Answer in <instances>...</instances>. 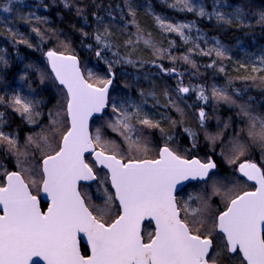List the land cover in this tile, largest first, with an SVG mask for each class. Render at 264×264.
<instances>
[{"label":"snow or ice","instance_id":"obj_1","mask_svg":"<svg viewBox=\"0 0 264 264\" xmlns=\"http://www.w3.org/2000/svg\"><path fill=\"white\" fill-rule=\"evenodd\" d=\"M61 2L65 8L73 7L72 0ZM15 6L13 0H6L0 7L3 12L10 13ZM168 6L180 11L195 12L199 17L215 19L221 27L236 28L251 27L245 21L253 17L254 7L251 0H212L210 12L203 3H192V0H173ZM138 7L132 0H123V7L117 5L115 10L110 8L106 16H102L99 12L103 5H95L97 11H93L91 15L98 27L91 34L83 28H80L79 32L85 38L91 35L96 42V58L104 59L106 50L117 47L112 39L114 26L111 21L116 19L113 11H119V19L124 22L121 31H127L129 25L135 28V32L129 33V38L123 42L126 48L134 51L143 43L145 47L152 48L156 56H163L167 50L158 48L151 34H146L138 25ZM125 10L129 19H125ZM84 12V8H76L77 16L83 15ZM153 15L157 26L163 32H175L185 42L191 39L184 30L195 27L194 23L173 24L159 15ZM106 20L109 22L106 23ZM256 22L264 25V11L258 13ZM32 31L43 39L39 28H33ZM199 38L202 39L203 36ZM19 42L29 48L33 47L26 39ZM173 45L174 42H169V47ZM86 47L91 49L92 45ZM196 47L199 48V45ZM200 52L206 56L214 53L222 60L227 57L229 49L217 39L213 47L206 51L201 49ZM44 55L55 81L66 90V107L64 101L58 100L54 108L60 107L62 111L49 109L48 126L42 128L40 133L27 137L26 142L34 144L36 150L41 153L39 164H29L27 151H16L19 171L4 173L5 183L0 185V264H209V257L212 264H220L221 260L230 264L237 253L241 264H264V168L248 160L239 163L236 171L248 181H255L256 186L254 191L238 194V182L228 187L230 182H226V178L215 175L218 163L212 156L202 160L186 159L177 154L168 144L173 137L165 133L159 121H154L143 111L141 103L127 95L122 98L110 95V88L115 80V65L143 68L145 63H149L138 58L131 59V52L121 57L118 50L113 51V59H104L108 73L106 78L91 70L85 77L75 55L65 56L53 49H49ZM168 59H180L196 67L188 54H182L180 57L169 55ZM257 59L260 66L253 64L254 73L264 71V55L258 56ZM150 63L162 73L182 75L177 73L175 67L165 68L158 65L155 59ZM0 65H8V60L3 55H0ZM215 65L216 61H213L207 67ZM33 67L31 64L26 66ZM241 67L246 65L242 64ZM37 71L41 84L50 78L46 73ZM219 71L224 72L225 69L220 67ZM19 79L24 80L25 76L22 74ZM242 79L255 81L257 77L245 76ZM260 79L264 81V77ZM89 80L94 83H89ZM97 84L100 86L97 87ZM125 87L129 85L126 84ZM192 90L195 89L178 82V93H188ZM233 91L236 95L240 94L239 90ZM140 94L143 96L144 92L141 91ZM163 94L169 98L170 105L182 112L167 89ZM211 96L217 102L236 106L237 115L245 123L229 141L226 149L227 162L236 164L239 158L245 155L247 146L240 139L245 132L251 141L260 144L261 151L264 152V114H255L250 103L238 104L227 86L213 85ZM197 99H209L203 87H199ZM5 101V96L0 95V104ZM7 103L27 123L37 124L41 116L37 106L43 103V99H36L35 90L29 95L16 90L7 98ZM109 103L113 118L105 122L106 126L124 137L129 149L134 148L137 152L136 158L125 159L120 155L119 146L115 142L104 139V125L96 127L94 133L89 132V118L94 114L103 113ZM3 115L0 113V118ZM64 115L67 118V131H63L66 126L65 120L62 119ZM198 116L203 127L208 119L207 113L201 108ZM2 123L3 120L0 119V124ZM177 123L171 121L172 127ZM229 126L228 122L224 123V128ZM144 128L159 129L162 136L166 137L165 145L159 149L155 159L139 158L140 146L144 145V150H147V141L143 136ZM183 131L193 140L192 147L195 148L197 133L189 128H184ZM58 135H61V139L56 144ZM223 135V130L212 134L205 129V140L211 145L221 141ZM5 144L9 151L18 148L16 137L0 129V145ZM96 147L102 150L96 151ZM49 152L54 154H48ZM86 152L94 155L97 165L107 169L106 176L99 177L86 162ZM221 155H225L224 150ZM22 156L25 159H20ZM30 176L40 178L31 180V186L39 183V191L47 195L49 203L46 211L40 210L37 196L31 193L29 184L25 183V179ZM97 180L103 189V204H86V198L90 202L91 197L86 192L81 193L78 182ZM188 180L204 184L211 181L213 195L223 198L226 210L213 218L209 198L200 192H190L187 199L178 201L177 186ZM106 181L110 182L111 188L114 189V196L105 186ZM114 201L119 202L120 214L111 223H106L105 217L112 214ZM193 203L197 206L193 207ZM146 216L155 220L156 224L155 233L150 234L147 242L140 230V221ZM77 233L87 236L91 255H81L77 245ZM216 234H222V248L216 255H212Z\"/></svg>","mask_w":264,"mask_h":264},{"label":"trees","instance_id":"obj_2","mask_svg":"<svg viewBox=\"0 0 264 264\" xmlns=\"http://www.w3.org/2000/svg\"><path fill=\"white\" fill-rule=\"evenodd\" d=\"M6 0H0V6L2 2ZM134 0H132L133 2ZM206 7L209 9L211 7L212 0H203ZM171 2H156L152 0L151 6L155 12L161 13L162 15H168L173 19H184L189 20L195 25L198 26L201 32L209 35L214 39L221 41L225 47L229 50H234L236 48V43L242 41L248 47H251L252 42L257 44L262 43L264 46V25L258 24L256 21L258 19V13L264 11V0H258V2H253L254 6L252 9L253 17L249 21H245L246 24H250L251 27L236 28V27H221L217 25L215 19H208L207 17H199L195 12L180 11L178 8H172L168 5ZM73 7L71 9L65 8L61 0H28L24 6H15L9 14L5 15L0 12L3 18H0V55H3L8 60V65H1L0 68V95L5 96V103L0 104L4 106V109L1 110L4 114L6 125L8 129L13 130L17 135L16 138L19 143V139H24L25 135L31 134L30 130L38 131L33 125L27 123L22 117L17 114L15 111L10 108V105L7 103V98L11 97V91L8 89V86L11 85L14 77L17 75L18 71L21 70L20 75L25 76V83L32 89H35L38 92H42L44 88L40 84V72L45 71L49 74V70L45 62V52L49 49H53L57 52H62L66 54H74L78 57L80 68L82 73L87 77V73L91 70L98 76L107 77V65L104 63V59L111 60L113 59L112 52L119 51L120 56L123 57L129 52H131V59H139L140 61H146L143 68L132 67L131 65L118 64L113 68L115 73V80L112 88H110V95L113 96L114 90H116V85L122 89L121 94L124 95H134L139 96L137 93L144 92V100L146 103L151 104L155 111H159L162 114L159 116L158 121L162 128L165 129V132L172 134L173 140L169 141L168 144H176L182 155L185 157L197 156L199 159H205L206 156H212L214 160L218 163V168L215 170V175L219 177H231V172L229 171V165H227L226 156L228 155L226 149L229 146V141L233 138L236 131H239L245 126V123L242 122L241 118L237 115L238 108L229 106L224 102H217L212 99L211 88L213 85L217 87L227 86L228 91L233 97L239 99V103H250L251 107L254 109V113L257 115L264 114V87L263 90L259 88L261 86L262 80L261 77H264V71L253 72L249 69H231L228 66L229 63V54L224 59H219L213 53L210 56L202 55L200 50H207L211 48L210 46H204L202 40L192 41L188 40L185 42L181 37L175 33H166L161 29H158L153 24V18L151 15L146 12V10L137 8L136 21L138 25L145 31L146 34L150 33L151 38L158 48L166 49L163 53V56H156L152 48H147L140 43L135 50H130L124 46V40L129 38V33L135 32V28L132 25H129L127 31H121L124 28V22L119 19V11H113V15L116 17L115 20L111 21L113 27L114 35L112 37L114 43L117 45L116 48L112 50H106L104 52V59H98L95 56L96 51V42L91 38V35L87 38L82 37L79 29L83 28L84 31L88 33H93L98 27L91 13L97 11L95 8L96 4H102L103 8L100 10L99 14L106 16L107 11L111 8L112 10L116 9L117 5L123 7V0H72ZM45 5L47 7H45ZM82 7L85 9V12L81 16L76 15V8ZM36 17L45 18L42 20H37ZM86 18V19H85ZM125 10V19H129ZM6 19V21H2ZM87 20V23H86ZM109 22L106 20V23ZM33 28H39L43 39L41 36H38ZM135 39V37H132ZM22 39H26L33 47L29 48L26 44L20 43ZM169 42H174L172 47H169ZM92 45V48L89 49L86 45ZM199 45V48L196 46ZM193 49V51H189ZM182 54H188L191 60L195 63L196 67H192L191 64L184 62L183 60L177 59L172 61L168 59V56L180 57ZM156 60L158 65H163L165 68L175 67L178 74L168 75L162 73L158 70L155 65H152L150 62ZM213 61H216L215 67H207L209 64H212ZM34 65L33 68H26L27 65ZM223 67L224 72H220L219 68ZM136 74V75H135ZM245 76H255L257 79L255 81L244 80L242 77ZM147 77V78H146ZM259 80V81H258ZM32 81V83L30 82ZM90 83L94 81L89 80ZM178 82H182L183 86H188L195 90L188 92V95H185L182 100L181 93H178ZM231 82V83H229ZM53 83L56 86V82L53 80ZM129 87H125V85ZM260 84V85H259ZM6 85V86H5ZM5 86V87H4ZM11 87V86H10ZM61 89L64 93V90L61 87L56 86ZM203 87L205 89V95L209 97L206 101L197 99L196 89ZM165 89H167L171 96L177 95V105L182 110L178 114L175 113V107L169 104L167 97L163 94ZM233 90H239V95ZM261 91V92H260ZM149 93H154V95H149ZM43 96L46 94L42 93ZM116 94V93H115ZM65 100V99H64ZM58 100L51 99L52 105H56ZM66 101V100H65ZM165 105H168L165 107ZM202 105L203 109L208 114V118H215L216 121L214 125H211L212 121L201 126L199 120L196 118L195 111L198 109V106ZM43 106H46L43 105ZM65 106V102H64ZM213 106V108L211 107ZM174 109V110H173ZM55 111L57 108L54 109ZM111 110V106H107L104 113L101 116H95L94 118H100L105 113ZM62 111V109H60ZM41 116V119L38 118L39 122H46L49 124V120H46ZM62 119L65 120L66 126L63 129H67V118L66 115L62 116ZM171 121H177L175 127H172ZM228 122L229 127L224 128V123ZM38 124V123H37ZM193 127L197 132V139L195 148L192 147L193 140L188 136L187 133L183 131L184 128ZM205 129L215 134L220 130L224 131V135L221 137V141H217L215 145H211L207 140H205ZM230 132L229 135L225 132ZM62 135V134H61ZM61 135L56 137V144L59 143ZM149 137L154 141H158L157 136H152L151 133L148 134ZM147 135H144V138H148ZM241 142L248 147V152L251 157L254 156V159L258 161L259 164L264 168V152L261 151V146L258 142H252L247 140V133H242ZM24 142V141H23ZM126 148L128 146L127 142H124ZM157 143V142H156ZM152 144V142H151ZM28 143L24 142L22 145L23 148H27ZM1 147V146H0ZM5 148L6 151H2L1 148ZM0 148V178L3 177L2 168L5 170H18L17 167V157L15 155L18 149L12 151L8 150V146L5 144ZM140 148L144 150V145H141ZM152 147L147 144V150H144V153L140 156H148ZM36 150V148H35ZM222 150L225 151V155H221ZM12 156L14 162H11L7 157L8 154ZM14 154V155H13ZM34 157L37 158V162H40L41 153L39 151L33 152ZM253 154V155H252ZM125 159L132 157H137L134 151H130L128 154H120ZM87 160L91 162L92 167L94 166L93 162L90 160L89 156H86ZM234 158V157H233ZM20 159H23L20 157ZM31 161V159H30ZM16 162V163H15ZM32 165V164H31ZM28 165H26L27 167ZM94 168V167H93ZM102 172L103 176H106V173L102 169L97 170L96 172ZM100 177V174H98ZM35 176H30L28 179L34 178ZM26 178L25 180L28 181ZM39 180V179H38ZM29 182V181H28ZM200 182V181H199ZM107 185L108 182L106 181ZM2 184V179L0 185ZM109 186V185H108ZM109 191L112 194L110 187ZM215 201V198H212V202ZM113 212L111 215L107 216L105 222H110L117 214L118 207L116 202H113ZM226 207L219 206L218 212L223 210ZM150 231L147 229L144 232V235L148 234ZM217 239L214 240V252L217 253V247L222 246V235L216 234ZM221 239V243H220Z\"/></svg>","mask_w":264,"mask_h":264},{"label":"rangeland","instance_id":"obj_3","mask_svg":"<svg viewBox=\"0 0 264 264\" xmlns=\"http://www.w3.org/2000/svg\"><path fill=\"white\" fill-rule=\"evenodd\" d=\"M154 1H156V2H162V3H164V2H171V1H173V0H154ZM6 2V1H5ZM5 2H2V4L3 3H5ZM28 2V0H13V4H15L16 6H24V3L26 4ZM253 2H258V0H251V3H253ZM133 4H135V5H139V7H138V9L140 8V9H142V10H146V12H148V14L149 15H151V17L153 18V24L155 23V25H156V27L158 28V29H160L158 26H157V24H156V22H155V19H154V15H153V13L155 14V15H159V16H161L162 18H164V19H166V21H168V22H170V23H173V24H175V23H192L191 21H189V20H184V19H173V18H171L170 16H168V15H162L161 13H158V12H155L154 10H153V8H152V6H151V3H152V0H134L133 2H132ZM192 3H203L204 5H205V3H204V1L203 0H192ZM205 7H206V5H205ZM150 9V10H149ZM206 10L207 11H211V7L208 9L207 7H206ZM0 12H2L4 15H5V17H6V15L7 14H9V13H5V12H3V10H2V7H0ZM4 16H1V14H0V18H3ZM2 21H6V19H4V20H2ZM246 21H249V20H246ZM185 31V34L187 35V36H189V37H191V39H189V40H192V41H198V40H202L203 41V44H204V46H210V47H213L214 46V44H215V41L217 40V39H214V38H209V37H207V35H205V33H203V32H201L200 31V29H198L196 26L195 27H193V28H191V29H185L184 30ZM201 35L203 36V38L201 39V38H199V37H201ZM0 53H1V51H0ZM228 54L230 55L229 56V63H228V66L231 68V69H237V68H242V69H249V70H251L252 71V66H253V64H256L257 66H260V62H259V60L257 59V57L258 56H260V55H264V46L262 45V43H260V44H257L255 41L254 42H252L251 43V47H248L246 44H244L242 41H238L237 43H236V48L234 49V50H229V52H228ZM45 62H46V59H45ZM246 65V67H241V65ZM46 66H47V63H46ZM0 68H1V65H0ZM48 68V67H47ZM49 70V69H48ZM44 73H46L45 71H43ZM21 74V70L20 71H18V73H17V75L14 77V79H13V81H12V83H11V87L10 86H8V89L11 91L10 93V95L12 96L13 94H14V92L16 91V90H19V91H21L22 92V94H24V95H29V93L31 92V91H33V90H35V89H32L31 87H30V84L28 85L27 83H25V81L24 80H20L19 79V77L21 76L20 75ZM47 75H48V73H46ZM49 74L50 75H48L50 78L49 79H47V80H45V82L43 83V84H41V81H40V84L41 85H43V89H42V92H38L37 93V91L35 90V94H36V99H43V103L42 104H40V105H38L37 106V110L38 111H40L41 112V116L43 117V114L45 115L44 117L46 118V120H50V117H49V115H48V112H49V109H55L54 108V106H51L52 105V102H51V99H56V100H62V101H64L65 102V106H66V93H65V91H64V93H63V91L61 90V89H59V88H57L56 86H58V87H61V86H59L57 83H56V86L54 87V83H53V77H52V75H51V73H50V71H49ZM136 75V74H135ZM55 81V80H54ZM253 80H251V82H252ZM259 81V80H258ZM31 83H32V81H30ZM56 82V81H55ZM89 82V81H88ZM0 83H2V79H0ZM97 85H99V84H97ZM260 85V84H259ZM6 86V85H5ZM4 86V87H5ZM261 87H264V81H262L261 82V86L259 87L260 89H261V91L263 90V88H261ZM62 88V87H61ZM63 89V88H62ZM122 89L123 88H119L117 85H116V90H114V95L113 96H115V97H118V98H122L123 96H125L123 93L121 94V92H122ZM198 91H199V88L198 89H196V98H197V94H198ZM260 91V92H261ZM42 93H44V94H46V96H47V98L45 97V96H43V94ZM116 93V94H115ZM137 94H139V96L141 95L140 93H137ZM181 95V99H179L180 101L182 100V98L185 96V95H188L187 93H183V94H180ZM263 96H264V94H262ZM128 96V95H127ZM133 100H135L137 103H141L142 104V107H143V111L145 112V113H147L148 114V116L151 118V119H153L154 121H158V119H159V116L162 114L161 112H159V111H155V109L153 108V107H151L152 105L151 104H148V103H146L145 102V100H144V96H140V97H136V96H134V95H131L130 96ZM172 97V99H174L175 100V102L177 103L178 101H177V98H178V96L177 95H175L174 94V96H171ZM177 97V98H176ZM65 99V100H64ZM234 99H236L237 100V102H239V99L235 96L234 97ZM263 99H264V97H263ZM167 100L169 101V98L167 97ZM208 102V101H207ZM205 103H206V101H205ZM46 104V106H43V105H45ZM108 106H111V103H109V105ZM202 105H200V106H198V109L195 111V115H196V118H197V120H199V116H198V114H199V110L201 109V108H203V107H201ZM230 106V105H229ZM232 107H235L236 108V106H234V105H231ZM212 108H213V106H211ZM10 108H12L11 106H10ZM57 108V110H59L60 111V107H56ZM107 108V107H106ZM4 109V106H0V113H2V111L1 110H3ZM12 110L14 111V109L12 108ZM174 110V109H173ZM55 111V110H54ZM175 111V113H179L177 110H174ZM205 111V110H204ZM206 112V111H205ZM104 113V112H103ZM102 115V114H101ZM100 115V116H101ZM41 116L39 117L40 119H41ZM207 116H208V114H207ZM111 118H113V114H112V111L110 110L109 112H107V113H105L102 117H100V118H92V120H91V122H90V131H91V133H94V131H95V128L96 127H98V126H101V125H104V139L105 140H107V141H113V142H115V144H117L118 146H119V150H120V154H128V153H130V151H134L135 152V155L137 156L138 154H137V152L134 150V148L133 149H129L128 147L126 148V146L124 145L125 143L124 142H126L125 140H124V137L123 136H121L118 132H113L111 129H109V128H107V126H106V121L107 120H109V119H111ZM0 119H2L3 120V123L2 124H0V129H2L5 133H11V134H13L15 137H16V133L13 131V130H11V129H8V127H7V125H6V121H5V118H4V116L2 117V118H0ZM215 118H212V117H209L207 120H206V122H205V124L206 123H208L210 120L212 121V123H211V125H214L215 124V120H214ZM200 122V121H199ZM38 124H31V125H33L38 131H41V129L42 128H45V127H47L48 126V124L46 123V122H43V123H41V122H39V120H38V122H37ZM187 128H189V129H191L193 132H196L195 131V129L193 128V127H187ZM29 133H31V134H28V135H25L24 136V139L25 140H23V139H19V143L17 144L18 145V151L19 152H24V151H27L28 153H29V155H28V157H27V160L29 161V164H32L33 166H35V165H37V164H39L38 162H37V158H35L34 157V154H33V152H35L36 150H35V145L34 144H28L27 145V148L25 149V148H23L22 147V145L24 144V142H26L27 141V137L29 136V135H35L37 132H36V130H30V132ZM149 133H151V135L154 137V136H157L156 138L158 139V141H154V138H153V140L151 139V137H149L148 136V134ZM166 133V132H165ZM197 133V132H196ZM229 133L230 132H228V131H226L225 132V134H228L229 135ZM167 135H170V136H173L172 134H168V133H166ZM144 135H147L148 136V138H147V144L150 146V147H152V149H151V151L149 152V154H148V156H140V154H142V153H144V150L141 148V151H140V153H139V158L141 159V158H144V157H156L157 156V153H158V150H159V148H160V146L161 145H165V142H166V137L165 136H162V134H161V132L159 131V129H155V128H144L143 129V136ZM247 138H248V136H247ZM16 140H17V138H16ZM60 140V139H59ZM247 140H250L249 138L247 139ZM24 141V142H23ZM17 142H18V140H17ZM151 142H152V144H151ZM252 142L253 141H251V144H252ZM27 143V142H26ZM256 143V142H255ZM1 147H3V145H0ZM169 146L171 147V148H173V149H175L176 151H177V153L179 154V155H181V156H183V157H185L184 155H182L181 153H182V151H180L179 150V148L177 147V145L176 144H172V145H170L169 144ZM0 147V148H1ZM97 149H99V150H102L101 148H99V147H96ZM1 150L2 151H6V149L3 147V148H1ZM50 153H52V152H49L48 154H50ZM7 154H8V152H7ZM249 154H251V152H248V147H246V150H245V155L244 156H241L240 158H239V160L237 161V163L236 164H229V163H226L227 165H229V171L231 172V174H230V176L231 177H226V182H230V183H228V187H232V184L233 183H236V182H238V193L239 192H241L242 191V189H244V188H246V185H247V183H248V181H246V180H244L243 179V177H242V175L239 173V172H237L236 171V169L238 168V166H239V163H241V162H243L244 160H248V161H252V162H255V163H258V161H256V159H254V156L253 157H251ZM14 155V154H13ZM253 155V154H252ZM8 158H9V160H11V162H14V159L12 158V156H10L9 154H8V156H7ZM119 157V156H118ZM207 157V156H206ZM205 157V158H206ZM22 158L23 159H25V157H23L22 156ZM120 158V157H119ZM136 158V157H135ZM30 159H31V161H30ZM40 160H41V157H40ZM86 161H87V163L90 165V166H92L91 165V162L89 161V160H87V157H86ZM16 163V162H15ZM258 166H260V167H262V165L261 164H257ZM26 166V165H25ZM94 168V171L96 172L97 170H99V168H95V166H93ZM3 170H2V173L4 174L5 172H8V170L6 171L5 170V168H2ZM1 170V169H0ZM13 170V169H12ZM18 171V170H17ZM104 172V171H103ZM97 173V175L98 174H100V177L102 178V177H104L103 175H102V172L100 171V173H99V171L98 172H96ZM104 173H106V172H104ZM3 177H4V175H3ZM3 177L2 178H0V181H1V179L3 180ZM219 177V176H218ZM28 179V178H27ZM33 179H35V180H38V179H40L38 176H35L34 178H31V179H28V181L27 180H25L28 184H29V187H30V189H31V191H32V193L33 194H35V195H38V191H39V186H40V184L38 183L36 186H31V180H33ZM244 182H243V181ZM105 186L108 188V190H109V186L107 185V183L105 182ZM80 191H81V193L83 194V193H87V195L88 196H90L91 197V201L89 202L88 200H87V198H86V202H87V204H92V205H102L103 204V199H102V192H103V189L100 187V183H99V180H97V181H94L93 183H90V184H84V185H81V187H80ZM110 192V191H109ZM195 193V192H200L201 194H204V195H206L209 199H208V203H209V206H210V213H211V215L213 216V218L214 217H216V215L218 214V207L219 206H224V205H226V203L224 202V200H223V198L220 196V195H213V192H212V188H211V181H209L207 184H204L203 182H199V181H196V182H192V183H188V184H186L182 189H180L179 190V192L177 193V199H178V201H183V200H185V199H187V196H188V194L189 193ZM212 198H215V201L214 202H212ZM192 206L193 207H196L197 205L195 204V203H193L192 204ZM113 207H114V205H113ZM183 215V214H182ZM105 219H106V217H105ZM147 229H149V226L148 225H146L145 223H144V225H143V231L145 232ZM149 233L148 234H146V235H144L143 234V237H144V239L145 240H147V239H149V237H150V234H151V232H152V230H151V228L149 229ZM217 238H218V236H217ZM220 243H221V239H220ZM221 248H222V246H219L218 245V247H217V253L221 250ZM216 253V254H217ZM212 255H215V252H214V250L212 251ZM209 260L210 261H212L211 260V257H209ZM239 262H241L240 261V258H239V255L237 254L236 255V257H233L232 259H231V262H230V264H238ZM220 264H227V262L226 261H224V260H221L220 261Z\"/></svg>","mask_w":264,"mask_h":264},{"label":"water","instance_id":"obj_4","mask_svg":"<svg viewBox=\"0 0 264 264\" xmlns=\"http://www.w3.org/2000/svg\"><path fill=\"white\" fill-rule=\"evenodd\" d=\"M48 51V50H47ZM46 51V52H47ZM45 52V53H46ZM58 53H61V54H63V55H65V56H68V55H74V54H66V53H62V52H58ZM76 56V55H75ZM77 57V56H76ZM45 59H46V57H45ZM77 59H78V57H77ZM79 61V60H78ZM46 63H47V67H48V69H49V71H50V73H51V68H50V66H49V64H48V61H47V59H46ZM82 72V71H81ZM51 75H52V77H53V79H54V76H53V74L51 73ZM55 80V79H54ZM56 83L59 85V83H58V81H56ZM90 83V82H89ZM59 86H61L62 88H63V86L62 85H59ZM100 85H97V87H99ZM65 91V93H66V90H64ZM66 107V106H65ZM102 113H97V114H94L92 117H90L89 118V125H90V121H91V119L94 117V116H99V115H101ZM66 131H67V129H66ZM89 132H90V127H89ZM91 133V132H90ZM161 147H163V146H161ZM160 147V148H161ZM159 148V149H160ZM58 150V149H57ZM96 151H101V150H99V149H97L96 148ZM158 152H159V150H158ZM52 154H54V153H52ZM108 154H111V153H108ZM86 155H89V157H90V159H91V161L94 163V165H95V167L96 168H101V169H103L105 172H106V174H107V169H104L102 166H99V165H97L96 163H95V157H94V155L91 153V152H86L85 154H84V156H86ZM157 156H158V153H157ZM157 158V157H156ZM185 158V157H184ZM192 158H197V157H195V156H193V157H189V158H186V159H192ZM143 159H149V158H143ZM155 159V158H154ZM11 171H15V170H11ZM244 179H246L247 180V178L246 177H243ZM194 180H188V181H184V182H182V184L181 185H178L177 187H178V190H180L185 184H187V183H189V182H193ZM248 181V180H247ZM91 182H93V181H80V182H78V186H79V184L80 183H91ZM249 182H251V183H253L254 184V189H252V190H246V191H254L255 190V181H249ZM5 183V181H4V178H3V184ZM25 183H26V181H25ZM109 183V186H110V189H111V191H112V193H113V196L115 195V192H114V189H112L111 188V184H110V182H108ZM27 184V183H26ZM39 189H40V186H39ZM30 190V189H29ZM246 191H243V192H246ZM243 192H241L240 194H242ZM32 193V192H31ZM33 194V193H32ZM33 195H35V194H33ZM35 196H37V199H38V201H39V206H40V210L43 212V211H46L47 210V207H48V203H49V200H48V198H47V195L46 194H44L42 191H38V195H35ZM116 202V204H117V207H118V210H119V212H118V214H117V216L120 214V209H119V202L118 201H115ZM41 203H44V207L42 208L41 207ZM226 210V207H225V209L224 210H222V211H225ZM221 212V211H220ZM219 212V213H220ZM219 213L217 214V216L219 215ZM117 216L113 219V220H115L116 218H117ZM112 220V221H113ZM112 221H110L109 223H111ZM145 222H150L151 223V225H152V228H153V233H152V235H154V233H155V229H156V224H155V220H153V219H151V217H145L143 220H141L140 221V230H141V235H142V231H143V225H144V223ZM222 235V234H221ZM143 237V236H142ZM76 239H77V245H78V247H79V250H80V253H81V255H83V256H88V255H91V251H90V246L88 245V242H87V236L84 234V233H77V236H76ZM145 242H147V241H145ZM209 264H212V262H209ZM241 264V263H240Z\"/></svg>","mask_w":264,"mask_h":264},{"label":"flooded vegetation","instance_id":"obj_5","mask_svg":"<svg viewBox=\"0 0 264 264\" xmlns=\"http://www.w3.org/2000/svg\"><path fill=\"white\" fill-rule=\"evenodd\" d=\"M164 145V144H163ZM163 145H161V146H163ZM160 146V147H161ZM178 154V153H177ZM157 157V156H156ZM156 157H144V158H150V159H154V158H156ZM141 159H143V158H141ZM258 164V163H257ZM243 177V176H242ZM244 179V178H243ZM244 180H246V179H244ZM243 181V180H242ZM247 181V180H246ZM244 182V181H243ZM252 189H254V184L253 183H251V182H249L248 181V183H247V185H246V188H244V189H242V191L241 192H243V191H246V190H252ZM179 192V190L177 191V193ZM241 192H239V193H241ZM238 193V194H239ZM87 203V202H86ZM91 210V209H90ZM95 214V213H94ZM146 224L149 226V229L151 228V230H152V232H151V235H152V233H153V229H152V226L150 225V223H148V222H146ZM147 241V240H146ZM209 262H212V261H210L209 260ZM241 262H239L238 264H240Z\"/></svg>","mask_w":264,"mask_h":264},{"label":"bare ground","instance_id":"obj_6","mask_svg":"<svg viewBox=\"0 0 264 264\" xmlns=\"http://www.w3.org/2000/svg\"><path fill=\"white\" fill-rule=\"evenodd\" d=\"M197 28H198V26L197 25H195ZM199 29V28H198ZM206 35V34H205ZM207 37H209V38H212V37H210L209 35H207Z\"/></svg>","mask_w":264,"mask_h":264}]
</instances>
